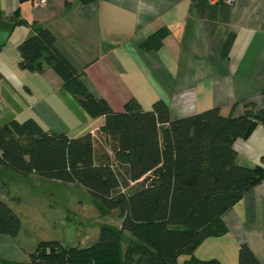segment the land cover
Listing matches in <instances>:
<instances>
[{
	"label": "crops",
	"instance_id": "1",
	"mask_svg": "<svg viewBox=\"0 0 264 264\" xmlns=\"http://www.w3.org/2000/svg\"><path fill=\"white\" fill-rule=\"evenodd\" d=\"M15 14L23 24L14 22ZM33 23L54 35L58 51L83 72L88 90L114 112H121L129 100L144 111L162 101L171 119L215 108L228 116L234 105L232 114L239 116L240 103L246 101L264 108V0H233L229 5L206 0H46L43 8L31 1L0 0V123L31 119L43 130L70 137L89 132L101 144L97 160L111 153L99 134L103 119H92L64 93L52 70L38 74L19 68L18 46L32 35ZM159 32L164 35L157 45L153 37ZM148 41L156 48L144 50ZM233 147L238 165L264 167L262 126ZM0 199L20 215L18 206L5 196ZM115 218L120 227L119 215ZM20 219L16 238L0 235V261L28 263L27 252L42 242L33 220L24 224ZM222 221L226 232L203 241L194 252L197 258L238 264L239 246L245 244L264 262V178Z\"/></svg>",
	"mask_w": 264,
	"mask_h": 264
},
{
	"label": "trees",
	"instance_id": "2",
	"mask_svg": "<svg viewBox=\"0 0 264 264\" xmlns=\"http://www.w3.org/2000/svg\"><path fill=\"white\" fill-rule=\"evenodd\" d=\"M13 20L23 24L17 14ZM31 28L32 35L18 46L19 68L38 74L52 70L64 93L92 119H103L99 134L111 153L97 160L89 132L70 137L43 130L31 119L0 123V184L14 175L30 184L37 179L74 185L89 195L99 215L117 213L121 224L100 226L98 240L88 247L42 241L27 252L25 264H219L194 252L226 232L223 214L264 178L263 166L238 165L233 147L256 126L264 128V108L246 101L239 116L232 114L234 105L228 116L215 108L171 119L162 101L144 111L129 100L114 112L88 90L83 72L58 51L54 35L37 23ZM163 35H154L157 45ZM151 48H156L153 42L143 45ZM20 230L19 215L0 199V235L14 239ZM237 262L264 264L245 244L239 246Z\"/></svg>",
	"mask_w": 264,
	"mask_h": 264
},
{
	"label": "rangeland",
	"instance_id": "3",
	"mask_svg": "<svg viewBox=\"0 0 264 264\" xmlns=\"http://www.w3.org/2000/svg\"><path fill=\"white\" fill-rule=\"evenodd\" d=\"M99 141L102 138L99 137ZM95 145L98 153L101 144L96 142ZM120 180L123 183L122 174ZM139 185L140 182L128 184L127 189H135ZM0 196L18 206L24 224L26 219L33 220L42 241H59L67 247H88L98 240L100 226L119 228L118 218H115L117 214L99 215L89 195L74 185L36 179L30 184L12 177L0 184Z\"/></svg>",
	"mask_w": 264,
	"mask_h": 264
},
{
	"label": "built area",
	"instance_id": "4",
	"mask_svg": "<svg viewBox=\"0 0 264 264\" xmlns=\"http://www.w3.org/2000/svg\"><path fill=\"white\" fill-rule=\"evenodd\" d=\"M209 5H219V4H226L229 5L233 2V0H206ZM46 4V0H33L32 5L35 8H43ZM262 164L264 165V158L262 159ZM134 183H130L132 185Z\"/></svg>",
	"mask_w": 264,
	"mask_h": 264
}]
</instances>
